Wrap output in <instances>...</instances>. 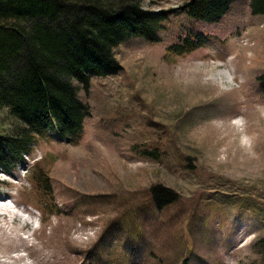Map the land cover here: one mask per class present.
<instances>
[{"label":"rangeland","instance_id":"rangeland-1","mask_svg":"<svg viewBox=\"0 0 264 264\" xmlns=\"http://www.w3.org/2000/svg\"><path fill=\"white\" fill-rule=\"evenodd\" d=\"M184 1L142 0L168 10L160 40L118 44L121 71L92 76L88 88L74 81L90 109L80 134L46 131L24 165L0 171V264L259 262L264 14L235 0L219 21L204 22L173 11ZM193 32L206 44L167 50ZM16 123L0 107V132ZM154 148L157 158L142 156ZM38 165L50 196L30 179ZM156 183L176 195L160 209L148 194Z\"/></svg>","mask_w":264,"mask_h":264},{"label":"trees","instance_id":"trees-1","mask_svg":"<svg viewBox=\"0 0 264 264\" xmlns=\"http://www.w3.org/2000/svg\"><path fill=\"white\" fill-rule=\"evenodd\" d=\"M234 1L185 0L173 11L217 22ZM248 1L252 14H264V0ZM167 14L142 0H0V107L17 119L11 132H0V170L11 173L24 165L36 137L46 131L66 140L80 134L90 109L74 81L88 88L92 76L121 71L114 48L132 37L159 41ZM206 38L201 32L187 33L167 50L188 52L205 45ZM256 79L264 94V69ZM141 153L158 157L156 148ZM29 175L43 194L51 195V180L42 166ZM148 194L156 209L176 199L160 183L152 184ZM255 251L260 255L256 264H264V234L256 239ZM128 264L138 263L133 259Z\"/></svg>","mask_w":264,"mask_h":264}]
</instances>
